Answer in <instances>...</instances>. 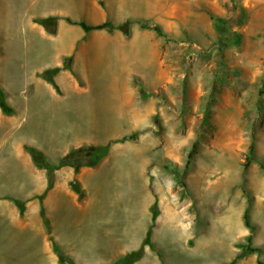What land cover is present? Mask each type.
Returning <instances> with one entry per match:
<instances>
[{"label":"rangeland","instance_id":"374dc122","mask_svg":"<svg viewBox=\"0 0 264 264\" xmlns=\"http://www.w3.org/2000/svg\"><path fill=\"white\" fill-rule=\"evenodd\" d=\"M167 2L160 21L139 18L166 33L149 28L159 41V67L154 60L152 68L125 71L107 68L93 50L114 49L121 29L104 37L64 20L91 23V0H0V87L12 109L0 108V232L7 244L0 259L10 258L0 264H56L40 203L53 237L76 250L94 241L90 217L80 216L90 205L111 209L110 233L127 232L135 242L150 226L144 209L156 204L153 247H143L139 264H264V0ZM46 9L60 17L57 31L63 25L64 61L34 75L25 58L39 52L31 48L49 57L55 46L31 31ZM139 43L146 48L148 41ZM72 45L84 49L81 58L66 54ZM54 68L55 85L43 76ZM107 142L96 166L56 169L46 193V169L26 150L57 164L72 149Z\"/></svg>","mask_w":264,"mask_h":264},{"label":"crops","instance_id":"0c3cea01","mask_svg":"<svg viewBox=\"0 0 264 264\" xmlns=\"http://www.w3.org/2000/svg\"><path fill=\"white\" fill-rule=\"evenodd\" d=\"M168 0H102L103 4L100 0H91L89 5V16L92 19L93 24L103 23L111 18V22L115 24H121L126 19H139L146 18L150 20L160 21V13L162 8H165V5L168 4ZM166 2V3H163ZM163 3V4H162ZM169 9V8H168ZM51 14L48 10H45V13L41 16L43 17ZM169 19L170 13L167 14ZM36 17V16H35ZM34 18V17H33ZM34 21V20H33ZM32 21L31 31L37 33L38 36L47 39L51 44H54V50L51 49L47 52L49 57L41 56L40 48H31L34 49V52L38 53L37 56H31L25 58V60L32 61L31 64V73L34 75L38 72H42L48 66H62L64 61L65 48H63L62 37H61V28H63L62 23L59 22V30L56 34H50L41 27V25H36L35 22ZM118 21V22H117ZM98 31L101 36L107 37V30H94ZM91 31V32H94ZM116 31V30H115ZM113 31L109 32L113 36ZM121 33V40L119 41V37L116 35L113 36V46L114 49H109L106 46L101 48H93L95 54L98 55L97 60H102L104 63L109 64L107 68L109 69H125V71H136V70H144L148 68H152L154 60L159 67L160 64V52H159V41L157 39L153 40L152 37L154 33L151 29H139V24L133 22L130 25V29L128 33H124L123 31H117ZM140 39V40H139ZM146 39L148 44L146 48H144L139 41ZM120 42V46L118 47L116 44ZM140 44V45H139ZM84 49L83 48H75L72 45L70 52L67 51L66 54H71L74 56V59L79 58L81 55L83 56ZM12 50L10 51L9 58H11ZM27 53V51H26ZM25 53V54H26ZM102 55V58H100ZM77 57V58H76ZM81 58V57H80ZM151 201L148 200L147 203ZM91 207H87V212H82L80 215L83 219L87 216L90 217V225H93L94 233V241L89 242L88 245L76 250L79 246L69 247L68 244L64 243L63 240L59 236L55 239L58 245L61 247L62 251L71 258L73 264H119L118 262L130 251L137 249L139 247V243H143L147 233L145 236H142L139 241V237L135 235V242L129 241V236H127V232L125 235H121V233L116 234L110 231L114 229L111 223L112 217H114V213L111 209H105V205L99 206L96 208L95 206L90 205ZM148 214H150V226L152 225V211L146 206L144 209ZM78 216V219H80ZM125 219H130L132 217L124 216ZM137 216L134 219L137 221ZM139 219V218H138ZM124 222L123 226L126 229L130 227L127 223ZM122 226V224L119 226ZM134 224L131 226L133 227ZM149 226V228H150ZM148 228V230H149ZM101 230L106 231L105 233L101 232ZM129 230V229H128ZM147 230V231H148ZM114 231V230H113ZM115 232V231H114ZM103 234V235H102ZM113 236V239H112ZM4 237L3 233L0 232V246L7 245L1 238ZM114 241V245L112 244ZM134 244H131V243ZM115 246V247H113ZM10 258L5 257V259H0V263L9 262ZM56 264H67L59 262L58 258ZM132 264H139V259L133 262Z\"/></svg>","mask_w":264,"mask_h":264},{"label":"trees","instance_id":"16d2710c","mask_svg":"<svg viewBox=\"0 0 264 264\" xmlns=\"http://www.w3.org/2000/svg\"><path fill=\"white\" fill-rule=\"evenodd\" d=\"M33 20L35 22H37L38 24H40L41 26H43V28L45 29L46 32H48L50 34H56L57 33L58 21L60 20L59 16L34 17ZM64 20L67 21L68 23L79 25L85 32H91L94 30H101V29H105L107 31H113V30L119 28L124 33H128V31L130 29V25L133 22H136V23L140 24L141 27L151 28L161 37H163V38L166 37V33L164 32L162 26L159 23H154V24L150 25V24L146 23L143 19H126L121 24H115L109 20H107L103 23L93 24V23H88L84 20H74L69 16L64 17ZM219 40L221 43V47H224L225 42L223 41V38H220ZM57 70H58L57 68L48 69L43 73L44 78H46L53 85H55V83H54V80L52 78V75ZM0 108L5 113H11L12 112V109L8 106V104L5 100V93L1 87H0ZM135 136H136V133H133L129 137H135ZM110 146H111V142H107L106 144L92 145V146H88V147H80V148L72 149L65 156H63L57 162V164L49 163V161L45 158L44 154L40 150H38L34 147L26 146V150L30 153L34 164L38 168L46 169V174H47V187L45 189V193H46L47 191H49L53 187L54 171L56 169H58L62 166H65V165H72V166H75L76 168L82 167V166H91V167L96 166L101 161V159H103L108 154ZM196 151H197V144H196V142H194L192 144L191 149L188 152L187 160H186V163L184 166V170H187L190 168V166L192 164V158H193L194 154L196 153ZM249 161H250V159H248L244 163L245 168H247L249 166ZM261 166L264 168V163H262ZM175 173H177V172L175 171ZM72 187L78 193L81 192L79 185L72 184ZM42 198H43V196H40V201H42ZM15 203L17 204V206L20 209V212L22 213L23 212L22 203L20 201H16V200H15ZM40 215H41L42 221L46 227V230L49 234L48 239L51 242L52 248L58 257L59 262L67 263V264H73V261L71 260V258L69 256H67L62 251L61 247L58 245L55 238L51 234L49 220H48V217L46 216L45 208H44V205L42 203H40ZM157 215H158V210H157V207L155 204L152 207V221H153V223L147 232V235L143 241L142 247L138 251L127 254L119 262H123L124 264H132L133 262H135L136 260H138L142 256L143 247L145 245H149L150 247H153V243L151 240V231H152V227L154 225V222H155ZM244 220H245L246 226L251 227L247 212H245V214H244Z\"/></svg>","mask_w":264,"mask_h":264},{"label":"bare ground","instance_id":"6f19581e","mask_svg":"<svg viewBox=\"0 0 264 264\" xmlns=\"http://www.w3.org/2000/svg\"><path fill=\"white\" fill-rule=\"evenodd\" d=\"M69 93H70V95H71V93H75V92H77L75 89H73L72 88V90L71 89H69V90H67ZM75 91V92H74ZM82 95V94H81ZM74 96V95H73ZM106 108V107H105ZM109 110V109H108ZM105 111H106V109H105ZM110 111V110H109ZM107 112V111H106ZM107 113H110V112H107ZM112 114V113H111ZM5 183H7V182H5ZM5 185V184H4ZM6 186V185H5ZM229 222L230 223H233V221H234V219H233V214H231L230 215V217H229ZM168 230V229H167ZM248 262V261H247ZM245 263V262H244ZM249 264V263H248Z\"/></svg>","mask_w":264,"mask_h":264}]
</instances>
